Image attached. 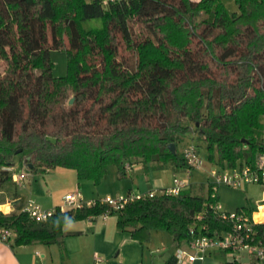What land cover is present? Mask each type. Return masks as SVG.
Returning <instances> with one entry per match:
<instances>
[{
	"label": "trees",
	"instance_id": "1",
	"mask_svg": "<svg viewBox=\"0 0 264 264\" xmlns=\"http://www.w3.org/2000/svg\"><path fill=\"white\" fill-rule=\"evenodd\" d=\"M236 3L231 14L219 0H0V205L21 199L0 210L11 246L60 243L65 223L108 210L55 208L35 222L21 211L17 160L34 175L64 167L97 185L109 165L124 178L138 160L185 171L178 146L191 133L219 168L264 153V0ZM51 50L66 51V76L51 73ZM203 189L108 213L140 242L163 230L180 243L190 228L227 227ZM254 227L264 241V223Z\"/></svg>",
	"mask_w": 264,
	"mask_h": 264
},
{
	"label": "crops",
	"instance_id": "2",
	"mask_svg": "<svg viewBox=\"0 0 264 264\" xmlns=\"http://www.w3.org/2000/svg\"><path fill=\"white\" fill-rule=\"evenodd\" d=\"M16 169H20V167H16ZM129 172L132 175H139L141 169H138L133 163L127 173L129 174ZM179 172L186 174L182 170ZM177 174L178 172H173V178ZM103 178L99 185H96L89 179L77 180L75 169L55 167L47 169L42 174L30 175L21 186L25 194L20 195L22 202L32 199L44 209L59 208L63 204V197L71 192H79L84 201L129 193L138 195L137 181H129L122 185L118 183L119 181H116L123 179L117 176V172L115 180H113L114 190L102 193L97 188L102 184ZM88 181L92 182V185ZM172 183L170 185L157 184L153 188H149L147 192L170 189ZM202 184L200 182L197 185L201 186ZM193 186H195L193 183H189L188 188ZM89 188L93 190L88 193L86 189ZM5 204L1 206H6ZM261 205H264V202L258 204L257 207ZM261 210L264 213V206H261ZM261 218H264V215H261ZM160 231L163 230L151 231L150 239L144 243L132 238L128 231L118 227L116 214L92 215L85 219L65 223L62 228L60 243L43 244L36 242L28 245L11 246L9 242H0V264H166L170 257L175 256L177 248H181L187 253H196L188 246V240L178 243L165 231L163 232L167 233L173 242L172 248L169 249L167 246H161L160 248L159 245H154V235L159 236L161 234V238L165 236L159 233ZM10 240L12 241V237ZM157 253H161L159 258L156 255ZM196 255L199 256L200 254L196 253ZM175 264L258 263L246 253L230 254L220 250H209L202 258L197 257L190 263H186L182 259L176 261Z\"/></svg>",
	"mask_w": 264,
	"mask_h": 264
},
{
	"label": "built area",
	"instance_id": "3",
	"mask_svg": "<svg viewBox=\"0 0 264 264\" xmlns=\"http://www.w3.org/2000/svg\"><path fill=\"white\" fill-rule=\"evenodd\" d=\"M114 1V0H110ZM183 162L186 163L185 170L187 177L191 175L192 170L200 169L204 160L200 155L199 149L194 144H188L182 151ZM125 171L131 169V165L126 163L124 165ZM29 177L25 170L15 171L13 174V181L17 187H21L25 180ZM247 184L264 185V153L256 157L252 163H243L232 168H219L211 166L208 170V198L205 207L215 215L223 224H226L225 229H215L210 231L208 226L203 224L195 231V228H190L188 246L196 253H187L181 248H177L175 252L176 261L184 259L186 263L194 261L197 257L202 258L209 250H220L230 254L246 253L250 255L258 264H264V241L260 240L257 235V224L264 223V221L255 218V213L259 211L261 206L257 207L256 211L248 215L244 211H225L219 201L220 186H227L230 188H240ZM189 183L186 179L174 176L172 187L165 190L150 191L138 195H118L115 197H102L98 200L84 201L79 192L67 193L63 197V204L59 207L60 211L71 208H80L83 205L91 206L96 202L107 206L110 211H118L135 198L144 196L152 197L157 194H178L181 190L188 188ZM10 209L11 206L7 202L5 204ZM12 210V209H10ZM22 212L26 213L28 217L36 221H44L51 217L55 209H44L32 199H27L22 202ZM196 221H202L204 214L199 213L195 217ZM11 237V230L5 227H0V242H8Z\"/></svg>",
	"mask_w": 264,
	"mask_h": 264
},
{
	"label": "rangeland",
	"instance_id": "4",
	"mask_svg": "<svg viewBox=\"0 0 264 264\" xmlns=\"http://www.w3.org/2000/svg\"><path fill=\"white\" fill-rule=\"evenodd\" d=\"M223 3L225 9L233 14L238 12V6L236 3V0H219ZM50 59L53 63V69L52 72L53 76L55 77H64L67 75L68 72V59L67 58V53L65 50H51L50 51ZM262 119V125H264V118ZM262 132H264V129H262ZM188 144H194L197 146L199 149L200 155L202 156L204 160V164L200 169L197 170H192L191 175L187 177L186 174H182V172H178L177 176L182 179H186L188 183H193L195 186L199 184L200 182L203 183L201 186L204 187L203 189V196L208 198V170L211 166H214L210 163V161L207 160L206 158V150L205 147L202 143V141H199L193 133L189 134L183 139V142L178 146V151L182 152L183 148H185L186 145ZM135 166L138 169H141V172L139 175H132L127 173L126 176L121 179V180H116L119 181L118 183L124 185L128 183L129 181H137L136 186L139 188L137 190L138 194H143L148 191L149 188H153L157 184H169L172 183V178H173V172L171 170V167L166 166L162 168H153L150 164H142L140 160L135 163ZM16 167H21L20 166V160H17L16 162ZM147 168V172H146ZM21 169V168H20ZM25 170L26 174H31L27 169H21ZM116 167L114 165H109L107 167V171L105 174V177L103 178L102 184H100L99 188L101 192H111L114 190L115 185L113 183V180H115V172ZM29 175V176H30ZM115 181V182H116ZM89 182V181H88ZM25 183V182H24ZM90 184L92 182H89ZM117 183V182H116ZM92 185V184H91ZM99 185V184H97ZM193 186L191 187L192 192H197L200 188V185H197L196 187ZM193 188V189H192ZM197 188V189H196ZM91 188L86 189V192H90ZM96 190V189H95ZM18 191L20 194H25L24 189L19 187ZM101 193V194H102ZM219 201L223 207L224 212L225 211H236L238 209H257V205L261 204L264 202V185H258V184H247L243 185L240 188H230L227 186H220L219 189ZM7 204V203H6ZM12 209V207L10 208ZM6 206H1L0 205V210L3 211L4 213H9L10 210ZM259 212V211H258ZM260 213L261 215H264L262 213L261 207H260ZM159 233H162L164 238H161V234L158 236L157 234L154 235V245H159L161 246H167L169 249L172 248V241L170 236L163 232L160 231ZM159 258L161 253L156 254Z\"/></svg>",
	"mask_w": 264,
	"mask_h": 264
},
{
	"label": "water",
	"instance_id": "5",
	"mask_svg": "<svg viewBox=\"0 0 264 264\" xmlns=\"http://www.w3.org/2000/svg\"><path fill=\"white\" fill-rule=\"evenodd\" d=\"M72 101H73V99L70 100V103H72ZM168 147H169L168 149H169L173 154H175V147H174V144H170ZM18 152H19V151H18ZM19 153H20V152H19ZM20 202H21V199H20V198H19V199L12 200V201H8V203H9V205H10L11 207H14V206L19 205Z\"/></svg>",
	"mask_w": 264,
	"mask_h": 264
},
{
	"label": "bare ground",
	"instance_id": "6",
	"mask_svg": "<svg viewBox=\"0 0 264 264\" xmlns=\"http://www.w3.org/2000/svg\"><path fill=\"white\" fill-rule=\"evenodd\" d=\"M6 207L8 208L7 205H6ZM256 219L261 220V221H264V218H261V213H260V211L257 212Z\"/></svg>",
	"mask_w": 264,
	"mask_h": 264
}]
</instances>
